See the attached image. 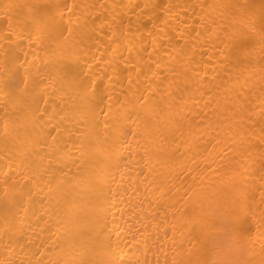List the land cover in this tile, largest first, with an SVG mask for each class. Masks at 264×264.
<instances>
[{
    "label": "bare ground",
    "instance_id": "1",
    "mask_svg": "<svg viewBox=\"0 0 264 264\" xmlns=\"http://www.w3.org/2000/svg\"><path fill=\"white\" fill-rule=\"evenodd\" d=\"M0 264H264V0H0Z\"/></svg>",
    "mask_w": 264,
    "mask_h": 264
}]
</instances>
